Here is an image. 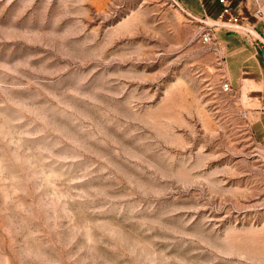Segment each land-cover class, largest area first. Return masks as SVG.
<instances>
[{
    "label": "rangeland",
    "instance_id": "374dc122",
    "mask_svg": "<svg viewBox=\"0 0 264 264\" xmlns=\"http://www.w3.org/2000/svg\"><path fill=\"white\" fill-rule=\"evenodd\" d=\"M210 9L0 0V264H264V88Z\"/></svg>",
    "mask_w": 264,
    "mask_h": 264
},
{
    "label": "crops",
    "instance_id": "0c3cea01",
    "mask_svg": "<svg viewBox=\"0 0 264 264\" xmlns=\"http://www.w3.org/2000/svg\"><path fill=\"white\" fill-rule=\"evenodd\" d=\"M207 3L211 7V15L217 19L221 7L216 0H207ZM233 4L237 5V9H233L232 7V12L234 14L239 15L242 18H249V16H251L253 8L249 5L248 0H234ZM242 8L244 10H242ZM252 23L256 29L255 23ZM216 40L221 50L229 57L227 60L228 66L231 65L232 67V65H234V69L238 72L237 74L240 76V79L248 84L257 86V88L263 89L264 50H262L259 44L246 41L240 35L235 33L225 32V34L221 35L220 31L216 32ZM259 56L262 57V65L259 64ZM260 67L262 69H260Z\"/></svg>",
    "mask_w": 264,
    "mask_h": 264
},
{
    "label": "built area",
    "instance_id": "2783aa9c",
    "mask_svg": "<svg viewBox=\"0 0 264 264\" xmlns=\"http://www.w3.org/2000/svg\"><path fill=\"white\" fill-rule=\"evenodd\" d=\"M216 2L221 7V11L213 26L238 34L246 41L261 43L264 46L263 20L260 21V31L256 32L255 26L251 21L232 12L230 0H216ZM200 41L204 44L214 42V33L210 30L204 32L200 36ZM221 87L223 91H229L230 83L225 81Z\"/></svg>",
    "mask_w": 264,
    "mask_h": 264
}]
</instances>
